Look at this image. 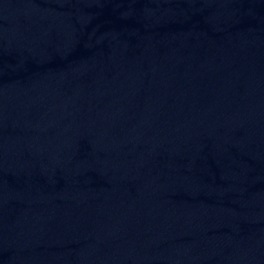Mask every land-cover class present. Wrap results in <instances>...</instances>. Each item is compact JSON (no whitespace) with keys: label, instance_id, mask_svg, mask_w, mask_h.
I'll list each match as a JSON object with an SVG mask.
<instances>
[{"label":"water","instance_id":"1","mask_svg":"<svg viewBox=\"0 0 264 264\" xmlns=\"http://www.w3.org/2000/svg\"><path fill=\"white\" fill-rule=\"evenodd\" d=\"M0 264H264V0H0Z\"/></svg>","mask_w":264,"mask_h":264}]
</instances>
